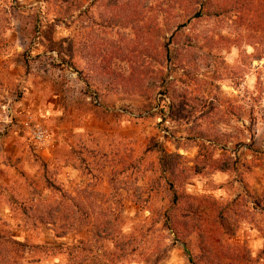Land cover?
Listing matches in <instances>:
<instances>
[{"label": "rangeland", "instance_id": "1", "mask_svg": "<svg viewBox=\"0 0 264 264\" xmlns=\"http://www.w3.org/2000/svg\"><path fill=\"white\" fill-rule=\"evenodd\" d=\"M69 5L0 0V264H264V3Z\"/></svg>", "mask_w": 264, "mask_h": 264}, {"label": "trees", "instance_id": "2", "mask_svg": "<svg viewBox=\"0 0 264 264\" xmlns=\"http://www.w3.org/2000/svg\"><path fill=\"white\" fill-rule=\"evenodd\" d=\"M73 0H61V4L66 6V10L68 11L70 8L69 3H72ZM149 1H156L159 2V10L160 7H165V8H176V9H180L183 12L187 13L188 15H186V20H191V19H195V18H201L204 15H208V14H212V13H208V11L211 9V3L214 0H147ZM225 2H234L236 5L242 6H252L253 9L256 8V6L261 5L262 3H264V0H222ZM127 4L130 3V0H126ZM241 2V3H239ZM253 13H256L255 11H253ZM190 14V15H189ZM103 19H107V21H111L113 20L111 16L109 17H104L102 16ZM178 17V16H176ZM161 171H164V169H162ZM166 181H168V179H166ZM167 190L171 193V204L176 205L179 201V196L178 194L172 189L173 186L171 183L167 182L166 185ZM160 218L158 221L162 222V225L165 229L167 230H172V226H173V219L172 216H170V212L169 209L166 208L164 209L161 214L159 215ZM149 218H144L143 219V223H146L148 221ZM109 221V220H108ZM112 221V220H111ZM192 223V227L196 228L199 231L201 230V220L200 218H197L196 221L191 219ZM110 235L113 234V231L110 230L108 231ZM11 245L13 246H19L20 243L14 239H12L10 241ZM183 249L184 251L187 253L188 255V260L191 261L192 260V256L189 254V247L188 244L183 242ZM69 247L71 248H67V250H69L68 252V256L72 255V248H75L72 244L69 245Z\"/></svg>", "mask_w": 264, "mask_h": 264}, {"label": "built area", "instance_id": "3", "mask_svg": "<svg viewBox=\"0 0 264 264\" xmlns=\"http://www.w3.org/2000/svg\"><path fill=\"white\" fill-rule=\"evenodd\" d=\"M32 133L34 135L35 140L38 142L43 141V139L45 138L43 131L40 129L33 130Z\"/></svg>", "mask_w": 264, "mask_h": 264}]
</instances>
